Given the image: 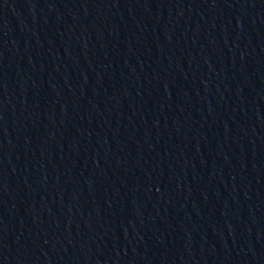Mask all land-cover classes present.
Returning a JSON list of instances; mask_svg holds the SVG:
<instances>
[{"label": "water", "instance_id": "obj_1", "mask_svg": "<svg viewBox=\"0 0 264 264\" xmlns=\"http://www.w3.org/2000/svg\"><path fill=\"white\" fill-rule=\"evenodd\" d=\"M0 264H264V0H0Z\"/></svg>", "mask_w": 264, "mask_h": 264}]
</instances>
